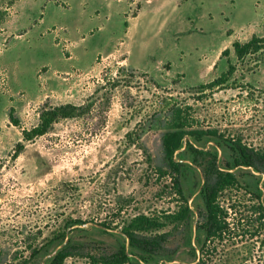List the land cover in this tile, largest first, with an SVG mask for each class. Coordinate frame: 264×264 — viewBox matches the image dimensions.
Masks as SVG:
<instances>
[{
  "label": "rangeland",
  "instance_id": "374dc122",
  "mask_svg": "<svg viewBox=\"0 0 264 264\" xmlns=\"http://www.w3.org/2000/svg\"><path fill=\"white\" fill-rule=\"evenodd\" d=\"M129 1L0 0V264H21L29 244L44 246L66 231L79 253L62 264H93L84 255L113 251L133 216L162 222L175 211L180 197L161 139L176 107L193 128L264 153V48L243 61L231 49L234 40L264 38V0ZM224 48L230 51L221 56ZM228 60L234 71L203 89ZM64 104L79 106L78 115L22 139L42 108ZM215 140L202 151L217 150L227 168L230 151ZM256 166L232 169L238 184L219 197L232 234L210 242L207 264H264V218L253 201L255 183L264 196V164ZM201 169L181 180L195 212L193 244ZM188 225L149 234H166L174 262H191ZM56 245L27 264H48Z\"/></svg>",
  "mask_w": 264,
  "mask_h": 264
},
{
  "label": "trees",
  "instance_id": "16d2710c",
  "mask_svg": "<svg viewBox=\"0 0 264 264\" xmlns=\"http://www.w3.org/2000/svg\"><path fill=\"white\" fill-rule=\"evenodd\" d=\"M2 14V12H1ZM3 17V16H2ZM1 17V18H2ZM1 22V20H0ZM264 48V38L253 35L249 40L240 42L234 40L231 43V49L238 61H243L246 57L257 53ZM230 48H224L221 51V56L227 55ZM227 70L219 77L212 81L202 84V88H213L223 83L235 69V66L228 60ZM79 106L64 104L58 106H48L40 110L39 122L30 129L22 128V139L29 141L35 137L44 135L49 131L54 122L62 118L74 117L78 115ZM10 109L9 119L18 126L19 120L14 117ZM183 109L176 107L173 109L172 126L167 129L162 135V149L164 154V163L167 169L175 176L172 178V185L175 184V189L179 194L177 209L163 216L162 222L160 218L139 214L133 216L119 232L122 239L119 241L116 248L109 252L100 255L86 253L84 256L89 258V262L93 264H207L202 257L197 258V250L202 255H211L209 244L211 241H223L225 237H229L232 233L229 228V223L226 218L227 211L220 203L219 197L222 192L230 189L238 184L236 174L233 168L249 167L257 169L256 165L264 164V153H259L250 147L241 143L239 138L227 139L218 135L214 129H200L193 128L189 123L188 118L183 114ZM215 140V143L228 151H230L227 168H222L218 164V152L206 151L203 152L205 146L201 145L208 139ZM207 139V140H206ZM215 144V146H216ZM19 151L24 147V144H17ZM203 158L202 164L199 160ZM202 166L199 171L200 180L198 186V195L202 203L201 222L196 226L194 233L193 244L189 234L192 233L191 217L194 210L191 208L188 200L184 197L181 189V180L188 178V171L193 172L195 168ZM230 167V168H228ZM165 173V171H162ZM195 186V181H193ZM258 194L262 190L258 183H255ZM257 194V195H258ZM259 218L264 217V206L258 203ZM81 220H73V222H80ZM184 223L190 224L189 232L187 231L186 243L189 244L191 255L195 259L191 262L176 261L174 262V250H167L164 247V242L167 240L166 234H149L153 231H159L165 224ZM189 226V225H188ZM69 231L56 234L48 240L44 246L28 245L30 250L28 258H25L21 264H27L30 258L38 257V255H45L44 248L52 243L58 246L55 253L48 259V264H62L67 256L78 254V247L72 243L71 238H67L66 242L61 245L67 237ZM81 255V253H80Z\"/></svg>",
  "mask_w": 264,
  "mask_h": 264
},
{
  "label": "flooded vegetation",
  "instance_id": "af4514ba",
  "mask_svg": "<svg viewBox=\"0 0 264 264\" xmlns=\"http://www.w3.org/2000/svg\"><path fill=\"white\" fill-rule=\"evenodd\" d=\"M238 168H239V167H238ZM231 170H232V169H231ZM253 195H254V197H253V201H256L257 204L260 203V204H262V206H264V196H263V194L261 193V194H258V195H257V193H253ZM262 218H264V217H262ZM202 256H203V255L200 253V251L197 250V258L202 257Z\"/></svg>",
  "mask_w": 264,
  "mask_h": 264
},
{
  "label": "crops",
  "instance_id": "0c3cea01",
  "mask_svg": "<svg viewBox=\"0 0 264 264\" xmlns=\"http://www.w3.org/2000/svg\"><path fill=\"white\" fill-rule=\"evenodd\" d=\"M135 1H137V0H130L129 2H127V6H129L130 4H133ZM146 3L150 4L151 2H148V0H147Z\"/></svg>",
  "mask_w": 264,
  "mask_h": 264
},
{
  "label": "water",
  "instance_id": "95a60500",
  "mask_svg": "<svg viewBox=\"0 0 264 264\" xmlns=\"http://www.w3.org/2000/svg\"><path fill=\"white\" fill-rule=\"evenodd\" d=\"M66 240H67V238L63 241V243L61 245H63L66 242ZM54 253H55V251L52 252V254H54Z\"/></svg>",
  "mask_w": 264,
  "mask_h": 264
}]
</instances>
